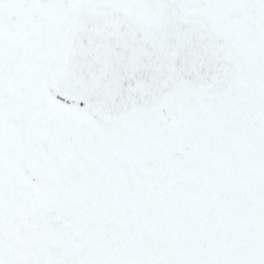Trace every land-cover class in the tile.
<instances>
[{
  "label": "snow or ice",
  "instance_id": "6c2138e0",
  "mask_svg": "<svg viewBox=\"0 0 264 264\" xmlns=\"http://www.w3.org/2000/svg\"><path fill=\"white\" fill-rule=\"evenodd\" d=\"M0 264H264V0H0Z\"/></svg>",
  "mask_w": 264,
  "mask_h": 264
}]
</instances>
